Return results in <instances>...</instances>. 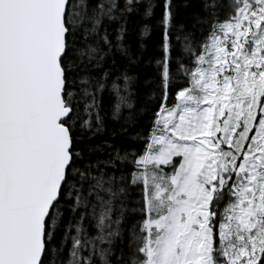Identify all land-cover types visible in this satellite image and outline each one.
Segmentation results:
<instances>
[{"label":"snow or ice","instance_id":"snow-or-ice-1","mask_svg":"<svg viewBox=\"0 0 264 264\" xmlns=\"http://www.w3.org/2000/svg\"><path fill=\"white\" fill-rule=\"evenodd\" d=\"M140 2L0 0V264H110L129 185L144 218L127 264H264V0H202L207 32L183 36L175 72L165 0L162 97L143 147L93 162L99 145L85 141L103 128L110 79L113 117L132 107L128 67L103 68L114 48L135 62L125 26L114 44L104 21Z\"/></svg>","mask_w":264,"mask_h":264},{"label":"trees","instance_id":"trees-1","mask_svg":"<svg viewBox=\"0 0 264 264\" xmlns=\"http://www.w3.org/2000/svg\"><path fill=\"white\" fill-rule=\"evenodd\" d=\"M117 2L123 7L125 0H117ZM221 3L227 7L231 0H221ZM164 4L165 0H141L138 5H134L135 10L133 12L127 13L115 21H104V25L110 34L109 38L114 44L116 30L120 28L121 24L125 26L121 43L135 62L129 64L128 56L114 48L103 61V68L112 72V78H115L118 70L123 72L125 67H128V75L132 77L129 83V98L132 107H122L119 115L113 117V108L109 103L110 79L108 87L100 94L102 97L103 128L93 140L85 141V144L99 145V149L94 151L92 155L93 162L97 159L106 160L108 154L115 155L116 150H120L123 154L124 150L131 152L143 147V141L139 137L147 134L151 128L153 113L159 106L162 97L160 67L157 60L163 56L164 25L162 20ZM149 5H151V14L146 15ZM171 5L173 13L171 21L172 70L175 72L176 58L181 54L183 48V36L193 34L197 39H200L202 34H206L208 25L204 23L207 17L202 10V0H171ZM117 15L119 16V13ZM181 26H183L182 32L180 31ZM177 36H180L181 39L178 40ZM113 61H115V66H113ZM95 74L102 75V73ZM118 83L122 84V79ZM108 145L112 147H108ZM80 147H84V144H81ZM125 171H130V168L125 169ZM117 174L119 175V173ZM121 199L123 200L124 212L121 216L119 211L121 205L117 203V212L113 219H121L120 235L113 238L112 253L109 255L110 264H118L122 251L124 259L119 261V264H127L130 257L129 240L132 226L144 218L140 211L143 208L142 189L140 187L129 185L128 194ZM62 211L64 215L60 231L57 233V239L62 235L69 217L73 215L70 208L65 207ZM80 211L83 209L81 208ZM76 218L78 219V216ZM91 223L94 224V221ZM84 226L89 228L91 236L97 234L94 228L89 227V222H85ZM70 246L69 243L67 247ZM103 246L108 247L107 244ZM64 258L67 259L66 252ZM45 259L46 264H52L53 257L51 255ZM95 260L96 264H101L99 257H96Z\"/></svg>","mask_w":264,"mask_h":264}]
</instances>
